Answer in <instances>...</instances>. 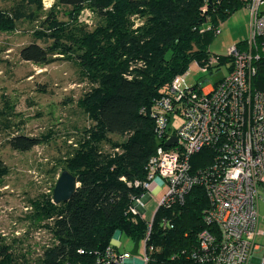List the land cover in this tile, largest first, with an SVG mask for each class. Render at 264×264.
<instances>
[{"label":"trees","instance_id":"obj_1","mask_svg":"<svg viewBox=\"0 0 264 264\" xmlns=\"http://www.w3.org/2000/svg\"><path fill=\"white\" fill-rule=\"evenodd\" d=\"M13 1L0 10V31L16 30L23 19L38 26L35 40L19 50L20 59L39 67L59 59L73 61L92 85L78 106L93 124L64 159L65 170L79 179L77 191L60 204L52 195L32 201L36 212L51 221L46 229L53 238L35 264H98L117 231L134 240L145 234L148 222L131 207L145 192L135 183L147 179V162L160 145L153 102L169 93L191 62L211 67L209 46L219 23L248 0H54L48 9L41 0ZM87 10L94 16L92 24L80 20ZM236 46L244 48L246 41ZM217 61L232 64L230 55L217 56ZM255 64L252 88L264 93V52ZM4 106L0 131L14 127V108L8 100ZM112 136L124 140L111 142ZM47 138L14 129L7 143L25 152ZM105 142L111 143L110 152L103 148ZM214 151L205 148L195 154L192 172L211 164ZM4 171L0 166V176ZM207 208L201 186L193 187L182 202L158 207L148 264H190L198 234L206 227ZM14 252L0 236V264H27Z\"/></svg>","mask_w":264,"mask_h":264},{"label":"built area","instance_id":"obj_2","mask_svg":"<svg viewBox=\"0 0 264 264\" xmlns=\"http://www.w3.org/2000/svg\"><path fill=\"white\" fill-rule=\"evenodd\" d=\"M246 6L250 37L246 47L230 50L229 74L210 89L199 86L178 91L173 86L151 109L157 140L163 143L176 135L177 143L169 148L160 144L147 162V179L135 184L151 191L169 185L160 202L165 207L182 202L195 186L204 189L206 227L198 234L190 264H264V253L254 254L261 233L258 203L264 182V93L252 88L255 63L264 52V0H248ZM174 112L181 113L184 123L172 133L168 124ZM205 148L215 150L211 164L192 172V157ZM142 197L135 199L131 211L143 218ZM152 228L149 222L142 238L144 264L154 251L148 245ZM50 246L46 244V249ZM119 248L118 237H114L97 263L125 264Z\"/></svg>","mask_w":264,"mask_h":264},{"label":"rangeland","instance_id":"obj_3","mask_svg":"<svg viewBox=\"0 0 264 264\" xmlns=\"http://www.w3.org/2000/svg\"><path fill=\"white\" fill-rule=\"evenodd\" d=\"M41 1L45 9L54 2ZM13 4V0H0V10ZM93 19L89 10L80 16V20L87 24H92ZM136 22L141 21L136 19ZM249 22L246 5L221 21L209 46L211 67L191 62L176 77L174 87L178 91H186L225 78L231 63L217 65V56L229 55L234 46L250 37ZM37 28L36 24L23 19L18 22L16 30L0 31V110L3 113L7 110L5 100L14 108L11 116L14 127L0 131V166L5 169L0 176V236L27 264H35L41 255L39 252H44L46 244L52 243V236L46 229L51 221L36 212L32 201L53 196L57 180L65 170L64 159L72 155L76 144L83 140L85 130L93 124L78 106L80 97L89 92L92 85L80 76L73 61L59 59L39 67L20 59L19 50L35 40L33 31ZM37 41L44 44L43 40ZM204 66L207 72H204ZM183 123L181 113H172L168 124L170 132L177 131ZM14 129L19 134L46 135L48 138L32 150L17 151L7 143L8 134H12ZM111 140L120 142L124 137L112 136ZM103 146L106 152H110L111 143L105 142ZM168 190L169 185H164L160 190L145 189L141 195L147 222L152 221ZM260 200L261 228L264 231V186L260 190ZM118 241L125 264H144L142 239L139 240L137 256L130 254L135 242L132 237L118 234ZM256 245L254 254L261 256L264 253V234L258 237Z\"/></svg>","mask_w":264,"mask_h":264},{"label":"water","instance_id":"obj_4","mask_svg":"<svg viewBox=\"0 0 264 264\" xmlns=\"http://www.w3.org/2000/svg\"><path fill=\"white\" fill-rule=\"evenodd\" d=\"M177 141V137L173 136L168 141H166V146H172ZM78 178L73 175L70 171L64 170L60 174L56 186L53 190V199L52 201L55 204H60L63 202L69 201L79 187ZM139 240H135L133 249L130 254L132 256H137L139 253Z\"/></svg>","mask_w":264,"mask_h":264},{"label":"crops","instance_id":"obj_5","mask_svg":"<svg viewBox=\"0 0 264 264\" xmlns=\"http://www.w3.org/2000/svg\"><path fill=\"white\" fill-rule=\"evenodd\" d=\"M205 67V71L204 72H207L208 71V69H207V67L206 66H204ZM203 67V68H204ZM222 80V79H221ZM219 82V81H218ZM217 84V82L216 83H214V84H209V85H205L204 86V88H206V89H210L211 87H213V86H215ZM264 186V182L262 183V186L260 187V189H259V203H258V209H259V231L261 232L258 236H257V238H256V240L258 239V237L261 235V234H264V231L262 230V228H261V215H260V202H261V200H260V190H261V188ZM118 234H121V232H119V231H117L115 234H114V237H118ZM113 237V238H114ZM257 249L255 248V251H256Z\"/></svg>","mask_w":264,"mask_h":264},{"label":"bare ground","instance_id":"obj_6","mask_svg":"<svg viewBox=\"0 0 264 264\" xmlns=\"http://www.w3.org/2000/svg\"><path fill=\"white\" fill-rule=\"evenodd\" d=\"M229 55L231 56L230 53H229ZM231 58H232V56H231ZM232 61H233V59H232ZM231 65H232V64H231ZM204 68H205V67H204ZM231 70H232V69H231ZM231 70H230V71H231ZM230 71H229V72H230ZM228 74H229V73H228ZM222 80H223V79H222ZM220 81H221V80H220ZM220 81H219V82H220ZM219 82H217V84H218ZM217 84H216V85H217ZM216 85H215V86H216ZM202 87L204 88V86H202ZM195 89H196V88H195ZM154 101H155V100H154ZM153 103H155V102H153ZM152 106H153V105H152ZM173 136H176V135H172L171 137H173ZM171 137H170V138H171ZM176 137H177V136H176ZM176 143H177V141H176L172 146H174ZM160 144H162V145L164 144V146H166L164 142H163V143H160ZM172 146H166V147L169 148V147H172ZM208 164H209V163H208ZM78 180H79V179H78ZM260 187H261V185H260ZM150 189H152V188H150ZM259 189H260V188H259ZM52 193H53V192H52ZM140 197H141V196H140ZM140 197H138V198H140ZM142 198H143V197H142ZM160 206H161V205H159V207H160ZM144 213H145V211H144ZM155 214H156V213H155ZM154 217H155V215H154ZM154 217H153L152 221H150V222H153ZM143 218H144V217H143ZM148 223H149V222H148ZM148 223H147V224H148Z\"/></svg>","mask_w":264,"mask_h":264}]
</instances>
